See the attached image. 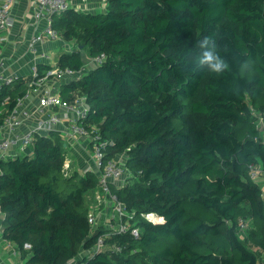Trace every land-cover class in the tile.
<instances>
[{
	"label": "trees",
	"instance_id": "16d2710c",
	"mask_svg": "<svg viewBox=\"0 0 264 264\" xmlns=\"http://www.w3.org/2000/svg\"><path fill=\"white\" fill-rule=\"evenodd\" d=\"M104 2L97 12L70 7L53 16L58 37L73 44L56 64L86 69L60 93L69 102L85 98L84 123L103 143V160L123 156L132 176L114 191L140 233L106 240L119 252L79 256L102 231L86 217L98 174H66L54 131L0 159L2 237L23 264H264L252 249L264 252V197L249 175L251 164L264 172L256 124L264 110V0ZM205 52L225 67L201 63ZM100 53L102 64L88 63ZM49 67L38 63L41 73ZM26 79L2 87L0 105L11 97L5 110ZM149 212L162 221L146 220Z\"/></svg>",
	"mask_w": 264,
	"mask_h": 264
},
{
	"label": "built area",
	"instance_id": "2783aa9c",
	"mask_svg": "<svg viewBox=\"0 0 264 264\" xmlns=\"http://www.w3.org/2000/svg\"><path fill=\"white\" fill-rule=\"evenodd\" d=\"M13 3L14 0H0V32L10 23ZM33 3L34 19L45 22L42 30L34 33L28 41V50L34 53L37 43L58 37L57 31L52 26L53 16L70 7L81 9L82 3L79 1L72 3L68 0H33ZM102 3L105 6L104 0ZM40 56L46 55L41 53ZM105 59L106 55L100 53L89 57L87 61L97 66ZM85 72V67L75 70L53 63L41 73L38 69V62L32 64L24 92L15 98L13 105L7 110L5 107L11 101L10 95L7 94L1 102L0 159L14 158L24 154L33 144L35 137L47 136L57 131L61 135L67 155L64 171L69 174L74 171L71 168L72 150L80 146L82 140L87 143L86 149L89 151L98 174V192L89 206L86 217L92 231L97 228L102 231L97 235L94 245L89 249H83L79 256H92L108 248L115 252L121 251L120 245L109 246L106 240L124 234L138 237L140 230L134 222V214L125 209L114 191L117 181H121V184L117 186H122L132 176L123 156L120 154L117 157L103 160V143L99 142L98 135L94 132L95 128L88 129L84 123L88 114L85 98L78 97L74 102H69L60 93L62 84L79 79ZM16 77L17 75L7 73L0 61V90L2 87H12ZM256 124L259 128L264 125V110L258 114ZM249 175L258 180L264 178V172L258 164L249 166ZM262 197H264V187H262ZM143 217L151 222H159L163 219L154 212L145 213ZM246 226V220H239L238 230L241 235ZM24 247L28 248L30 245L24 243ZM73 260L74 258L66 263L70 264Z\"/></svg>",
	"mask_w": 264,
	"mask_h": 264
},
{
	"label": "crops",
	"instance_id": "0c3cea01",
	"mask_svg": "<svg viewBox=\"0 0 264 264\" xmlns=\"http://www.w3.org/2000/svg\"><path fill=\"white\" fill-rule=\"evenodd\" d=\"M102 1L103 0H79V2L83 4V7H85V10H93L95 12L98 10H94L93 8L97 9L98 3H100V8L104 9L105 6H103ZM33 9V0H14L10 12V23L0 32L2 39L0 41V61L7 73L28 77L33 63H43V61H46L45 57L49 59V55L45 54L44 49L56 44L59 45L60 41L67 45L65 50L72 49L69 45L71 42L68 43L58 38L57 40L46 39L43 43H37L34 53L28 50L27 44L31 36L37 31H41L45 25L44 21H37L34 19ZM41 53H44L46 56H40ZM57 55L58 54L54 55V63H56ZM86 58L88 57L86 56ZM51 64L53 63H50V65ZM86 67L88 69V65ZM86 144L87 143L82 140L81 145L72 150V171L77 170L84 173L86 170L90 169L97 172L89 151L86 149ZM258 182L261 184V188L264 187V178L259 179ZM120 184L121 181L115 183L116 186ZM97 192L96 189L93 192V197H95ZM2 218L3 215L0 212V264H23L24 260L16 250L15 245L2 237ZM252 249L258 252L260 251V249L256 247ZM70 264H77V259H74Z\"/></svg>",
	"mask_w": 264,
	"mask_h": 264
},
{
	"label": "rangeland",
	"instance_id": "374dc122",
	"mask_svg": "<svg viewBox=\"0 0 264 264\" xmlns=\"http://www.w3.org/2000/svg\"><path fill=\"white\" fill-rule=\"evenodd\" d=\"M98 5V8L100 7V3H98L97 4ZM89 9H92L91 7H88ZM95 9V8H93L94 10H99V9ZM80 10H85V7H83V4H82V8L80 9ZM101 11V10H100ZM58 38V37H57ZM57 38L55 39V40H57ZM68 43L70 42V41H67ZM69 45L71 46V47H73V44H72V42L71 43H69ZM66 47H67V45H65V43H62L61 41H60V44L58 45V44H56V45H54V46H50L49 48H45L44 49V51H45V54H48L49 55V59H47L46 57H45V62L43 61V63H47V64H50V63H54L53 62V60H54V55L55 54H58L59 52H61V51H63V50H65L66 49ZM44 59V58H43ZM79 94V96H80V98H83V96L80 94V93H78ZM79 96H76V98H78ZM76 100V99H75ZM260 130L262 131V133H261V135H262V137H264V125H262V126H260ZM259 166H260V164H259ZM243 236V235H242ZM255 247V246H254ZM256 248H258V247H256ZM254 250V249H253ZM255 253H257V257H258V259H259V261H261L262 263H264V252H256L255 251Z\"/></svg>",
	"mask_w": 264,
	"mask_h": 264
},
{
	"label": "clouds",
	"instance_id": "9594fccd",
	"mask_svg": "<svg viewBox=\"0 0 264 264\" xmlns=\"http://www.w3.org/2000/svg\"><path fill=\"white\" fill-rule=\"evenodd\" d=\"M207 63L209 64L210 68L213 71L219 72L222 70V68L225 67V65L212 53V52H205L204 58L201 61V63Z\"/></svg>",
	"mask_w": 264,
	"mask_h": 264
},
{
	"label": "water",
	"instance_id": "95a60500",
	"mask_svg": "<svg viewBox=\"0 0 264 264\" xmlns=\"http://www.w3.org/2000/svg\"><path fill=\"white\" fill-rule=\"evenodd\" d=\"M0 212H1V210H0Z\"/></svg>",
	"mask_w": 264,
	"mask_h": 264
}]
</instances>
